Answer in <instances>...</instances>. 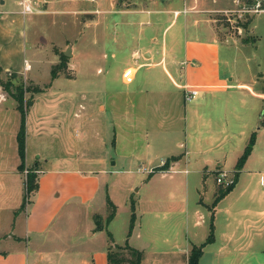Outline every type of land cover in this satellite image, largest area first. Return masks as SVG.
<instances>
[{
	"label": "crops",
	"instance_id": "crops-1",
	"mask_svg": "<svg viewBox=\"0 0 264 264\" xmlns=\"http://www.w3.org/2000/svg\"><path fill=\"white\" fill-rule=\"evenodd\" d=\"M14 1L0 0V75L20 76L30 70V67L23 69L22 65L26 60L23 57L26 14L20 12L18 0ZM175 9L179 10L166 7L156 10L148 5L118 16L117 20L127 26L137 25V32L151 33L145 43L131 47L119 71V81L125 86L121 87L122 108L115 117L117 122L111 124L110 143L118 156L111 157L110 164L115 166L119 162L122 169L127 168L123 172L133 173L139 167L158 168L167 161L165 170L138 172L146 175L137 188L144 185L149 193L144 201L133 199L134 211L140 204L139 212L150 211L162 220L175 213L182 214L180 224L185 225L188 235L179 242L180 247L175 251L179 261L174 264H186L190 246L201 243L207 235L210 212L202 204L208 205L220 187L215 182L214 185L207 183L208 171L231 173L253 134L250 153L238 170L233 187L212 209L213 239L204 245L197 264H264V72L257 70L264 67L263 55L260 63L255 62L256 67L250 69V56L243 54L246 70L241 75L243 72L236 68L234 51L229 50L226 59L221 56L220 40L211 24L207 22L205 32L197 25L199 20L205 22L197 10L186 11L192 17L189 27L179 25L167 35L180 13H172ZM129 15L131 18H127ZM90 23L85 21L84 25ZM153 27L158 28L160 36ZM67 47L72 58L73 48ZM68 65L73 67L69 62ZM138 72L141 79L135 80ZM189 91L195 94L187 100L184 94ZM6 97L12 99L0 86V99ZM112 105H109L111 111ZM97 108L101 112L105 110L103 103H98ZM1 112L0 109V245L15 236L13 220L19 217L17 212L24 193L19 191V174L23 181V173L36 168L37 188L23 208L25 213L16 236L32 235L36 239L49 230L65 204L91 203L105 184L106 172L100 153L86 157L76 151L71 154L70 150L54 157L51 167L33 163V167L23 165L24 169L19 171L15 139L18 129L6 132L7 116ZM59 129L57 122L52 131L58 133ZM92 138L101 140L95 129L89 130L81 140L84 151L90 154L95 143ZM26 146L24 139V160ZM11 151L18 159L13 167L9 165ZM36 157L39 158V153ZM59 161L62 166L57 164ZM128 166L133 167L128 169ZM113 189L106 185L104 203L107 195L116 205L111 194ZM206 194L209 202L205 201ZM122 198L126 203L131 197L127 193ZM135 221L136 214L127 239L136 229ZM18 242L16 239L15 243ZM5 250L0 247V264H28L20 248ZM82 264H93L92 255Z\"/></svg>",
	"mask_w": 264,
	"mask_h": 264
},
{
	"label": "rangeland",
	"instance_id": "rangeland-1",
	"mask_svg": "<svg viewBox=\"0 0 264 264\" xmlns=\"http://www.w3.org/2000/svg\"><path fill=\"white\" fill-rule=\"evenodd\" d=\"M30 1L32 6L39 10L27 13L23 24L26 44L23 57L28 62L30 70L20 76L0 75L2 82L9 81L12 85L20 83L28 87L37 86L42 90L36 92L28 89L23 93L24 139L27 141L24 165L30 167L36 163L42 167H51V162L55 161L54 157L65 155L68 150L71 154L76 151L77 154L86 157L100 153L103 158L102 167L106 170L103 182L105 184L101 185L100 191L91 203L74 204L71 201L65 204L49 230L36 239L32 235H29V238L24 234L16 236L25 213L23 208L20 209L17 212L19 217L13 220L15 236H11L10 242L1 243L0 247L2 250L6 249L5 251L20 248L28 264H34L35 260L36 264H82L83 261L89 260L91 255L93 264H106V231L110 233L113 244L122 245L125 240L130 210L129 201L124 203L122 197L128 193L132 199L140 198L141 202L149 193L144 185L140 189L137 188L146 174L135 171L123 172L122 170L127 168L122 169L119 162L115 166L110 164L111 157L118 156L110 143L111 124L115 125V121L117 122L115 117L122 108L119 104L123 95L121 87L125 86L119 81V71L122 63L128 59L131 47L145 43L146 36L151 33L147 30L137 32L139 28L137 25L127 26L122 20H117L118 16L124 11L139 10L148 5L156 10L161 7L168 10L177 8L179 10H172V13L175 11L180 13L174 21L176 25L167 31L168 35L179 25L186 24L189 27L192 17L186 11L197 10L198 16L205 21L199 20L197 25L205 32L208 23L211 24L220 40L221 56L226 59L230 54L229 50L234 51L237 55L236 68L241 70L243 75L246 70L242 62L243 54L250 56L248 63L250 69L256 67L255 62L260 63L262 55L264 60V0ZM14 6L17 7L15 3ZM130 16L127 18H131ZM124 17L126 18V15ZM85 21H90V25L85 26ZM153 30L160 36L157 27H153ZM68 45L73 48L72 58L61 53ZM55 54L57 55L53 62ZM68 62L74 68L68 65ZM51 67L56 72L55 80L52 81L49 75ZM257 70L264 72V67ZM139 74L141 72L137 73L135 80L138 77L141 79ZM98 103L104 104V111L98 110ZM111 103L113 111L109 108ZM15 104L13 98L0 99L1 113L7 116L4 125L6 132L18 129L20 112ZM57 122L60 128L58 133L52 131L55 130ZM91 129H95L101 136V140L92 138L95 142L92 154L84 151V141H81ZM63 140L66 141V145L62 144ZM36 153H39V158L36 157ZM10 156L9 165L13 167L18 159L16 153L13 155L12 151ZM57 164L62 166L60 161ZM128 167L132 169L133 166ZM215 174L216 172L208 171L207 183L214 185ZM226 175L232 177V172ZM21 177L19 174L18 186L19 191L24 192V176L23 181ZM106 185L111 189L114 187L111 194L116 202V211L105 225L104 219L108 213L104 203ZM133 188H137L136 192ZM208 199L209 194H206L205 201L209 202ZM140 209L139 204L134 211L136 229L132 237L127 239L129 246L142 251L140 264L178 262L179 255H176L175 251L180 247L179 242L183 236L188 235L185 225L180 224L182 214L175 213L171 218L162 220L159 216L154 217L150 211L139 212ZM93 215L100 216V223L104 229H96ZM197 231L200 237L199 229ZM16 239L18 243H15Z\"/></svg>",
	"mask_w": 264,
	"mask_h": 264
},
{
	"label": "trees",
	"instance_id": "trees-1",
	"mask_svg": "<svg viewBox=\"0 0 264 264\" xmlns=\"http://www.w3.org/2000/svg\"><path fill=\"white\" fill-rule=\"evenodd\" d=\"M64 56V55H63ZM62 56V57H63ZM10 75V74H9ZM50 79H54L56 77V72L53 67L50 68L49 71ZM14 76H17L14 74ZM0 86L3 90L7 92L8 95H10L14 101L16 102V107L20 112V123L19 128L16 132V149H17V155L19 158V164H18V170L22 171L23 165H24V125H23V107L25 106L23 104V93L26 92L28 89L32 91L39 92L41 91V88L37 86L28 87V86H22V84H16L12 85L9 81L2 82L0 78ZM11 89L13 91H11ZM254 142V135L251 134L241 152V154L238 156L234 168L232 170V183L228 186L220 188L216 194L214 195L211 203L209 205L202 204L200 199L198 200L199 203H201L209 212V223H208V231L205 239L197 244V245H191L186 256V264H197V260L202 252V249L204 245L211 242L213 239V225H212V209L216 202L225 194L227 193L234 185L236 179H237V173L238 170L241 168L244 160L246 159L247 155L250 153L252 144ZM167 169V161H164L158 168H154L153 172L158 170H165ZM152 173V172H151ZM24 193L23 198L19 206V210L24 208L27 203L30 202V197L34 194L37 183H36V173L32 169H27L24 174ZM105 206L108 209V213L105 216L104 222L105 225L113 218L115 213V205L111 202L109 197L105 196ZM129 210L130 215L128 219V226L125 233V240L123 241L122 245L113 244L112 237L108 231H106V237H107V245L105 249V259L106 264H140L141 258H142V252L138 249H135L128 245L127 238L131 233V230L133 228V223L135 220V214H134V200L132 198L129 199ZM93 219L95 222V227L98 230H102L105 227H103L100 223V216L93 215Z\"/></svg>",
	"mask_w": 264,
	"mask_h": 264
},
{
	"label": "built area",
	"instance_id": "built-area-1",
	"mask_svg": "<svg viewBox=\"0 0 264 264\" xmlns=\"http://www.w3.org/2000/svg\"><path fill=\"white\" fill-rule=\"evenodd\" d=\"M18 5L20 6V12L22 14H27V13H32V12H38L36 8H34L31 4L30 0H18ZM29 67L28 63L26 60H23V69H27ZM195 92L194 91H189L184 94L185 99H190L194 96ZM163 163V162H162ZM154 168H144V167H139L136 171L138 172H144V173H151L153 172ZM174 172V171H173ZM227 172L223 171H218L215 174V182L223 187L228 186L232 183V177L226 175ZM263 175H264V170H263Z\"/></svg>",
	"mask_w": 264,
	"mask_h": 264
},
{
	"label": "water",
	"instance_id": "water-1",
	"mask_svg": "<svg viewBox=\"0 0 264 264\" xmlns=\"http://www.w3.org/2000/svg\"><path fill=\"white\" fill-rule=\"evenodd\" d=\"M62 54L66 57H68L70 55V52H69V47H66V49L62 52Z\"/></svg>",
	"mask_w": 264,
	"mask_h": 264
}]
</instances>
